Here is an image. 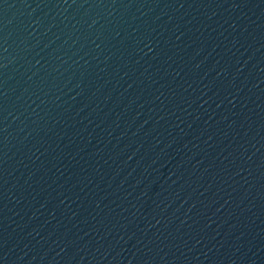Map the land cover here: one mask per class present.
I'll return each mask as SVG.
<instances>
[{
    "label": "water",
    "instance_id": "obj_1",
    "mask_svg": "<svg viewBox=\"0 0 264 264\" xmlns=\"http://www.w3.org/2000/svg\"><path fill=\"white\" fill-rule=\"evenodd\" d=\"M0 264H264V0H0Z\"/></svg>",
    "mask_w": 264,
    "mask_h": 264
}]
</instances>
